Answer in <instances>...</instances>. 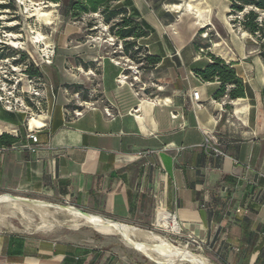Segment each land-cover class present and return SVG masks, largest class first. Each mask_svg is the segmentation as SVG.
I'll list each match as a JSON object with an SVG mask.
<instances>
[{"label": "crops", "instance_id": "crops-1", "mask_svg": "<svg viewBox=\"0 0 264 264\" xmlns=\"http://www.w3.org/2000/svg\"><path fill=\"white\" fill-rule=\"evenodd\" d=\"M174 42L148 50L158 57L152 66L124 58L133 65V86L117 83L122 69L108 56L87 53L101 66L99 95L88 91L82 101L94 107L76 119L65 113L71 96L64 88H46L44 112L28 123L0 105V134L17 139L0 146V192L47 197L141 226H152L161 207L186 235L212 243L225 263L255 264L259 257L264 264V64L258 53L235 57L222 46L216 56L232 63L245 95L215 99L219 83L194 73L210 62L207 53ZM54 71L59 84L66 82L58 66ZM28 125L37 135L35 152L24 147L33 145ZM243 219L257 233L252 248L243 241ZM1 248L0 264H84L58 244L33 255L10 239L2 255Z\"/></svg>", "mask_w": 264, "mask_h": 264}, {"label": "rangeland", "instance_id": "rangeland-1", "mask_svg": "<svg viewBox=\"0 0 264 264\" xmlns=\"http://www.w3.org/2000/svg\"><path fill=\"white\" fill-rule=\"evenodd\" d=\"M174 1L130 0V3L138 9L135 19L146 23L149 27L148 37L138 42L142 45L138 50V57L143 58L144 55H148V50H155V46L160 41L175 44V36L168 30V26L171 25L176 28L184 45L191 44L196 50L204 53L210 52L217 55V51L222 49V46L230 49L235 57L258 53L256 39L244 31L238 23L242 14L231 12L230 3L227 0H209L212 4L211 14L209 20L200 28L195 27L193 20L180 18L182 10L172 8ZM15 2L19 7L20 26L16 30L0 28V42L15 52L13 57H20L22 60L15 63V60L9 59V62L38 69L40 75L35 76L41 77L45 88H61L62 90L64 88L71 96V102L68 104L70 108L75 99L82 101L83 94H88L90 89L94 90L93 96L99 95L97 84L100 80L101 66L96 65V61H88V54L95 56L96 59L99 56H108L119 69H122L121 74L128 75L129 68L133 65L124 59L128 57L122 53V42L109 33L100 15H84L77 21L70 19L66 15L65 8L59 4L43 0H15ZM128 11L132 13L131 6H128ZM262 16L263 14L260 15ZM5 17L6 15L1 16L2 19ZM91 20L93 24L89 27L87 24ZM3 23L6 26H13L18 21ZM42 36L44 40L41 39ZM12 42L16 44L13 45ZM49 48L54 49L50 63L42 57L44 49ZM57 66L65 77H68L62 84H59L60 81L56 79L54 68ZM88 68H91L89 72ZM135 68L133 67L132 71L140 70L141 64H137ZM76 85H79L77 89H75ZM5 194L70 205L22 192H0V196ZM50 211L52 214L46 219L50 225L41 230L38 228L42 224L41 219L30 210H27V214L32 222L22 220L19 214L7 217L5 226H0L1 255L4 252L5 243L10 239L14 243L23 242L26 255L35 254L37 247H51L58 244L70 248L76 255H82L84 264H165L154 262L137 249L127 246L116 235L101 234L84 224L72 226L73 222L68 221L67 215ZM127 224L155 232L175 245H186L191 252L202 254L215 264H227L212 243L189 237L183 229L180 233H174L163 230L155 224L152 226ZM2 264L17 263L3 262Z\"/></svg>", "mask_w": 264, "mask_h": 264}, {"label": "trees", "instance_id": "trees-1", "mask_svg": "<svg viewBox=\"0 0 264 264\" xmlns=\"http://www.w3.org/2000/svg\"><path fill=\"white\" fill-rule=\"evenodd\" d=\"M62 5L65 8L66 15L72 20H81L84 15L98 14L101 21L108 27L111 35L122 42V53L135 63L147 62L150 66L158 61L154 55H144L143 58L137 56L141 44V39L148 37L149 27L146 23L138 21L135 16L138 10L130 3V0H43ZM230 3L231 12L241 13V19L238 20L241 28L256 39L258 44V56L264 64V0H227ZM128 6L132 7V13H129ZM19 7L15 0H0V28L3 30H16L20 26ZM263 14L262 17L260 15ZM6 15L5 19L1 16ZM18 21L13 26H6L3 22ZM93 20L87 26L91 27ZM251 43V41H248ZM15 54L0 42V59L11 57ZM210 62L202 69H196L195 75L202 81H217L219 87L214 93L215 99L227 96L228 99L244 97L245 84L237 76L232 63L225 62L219 56L207 53ZM22 58L15 59V63L20 62ZM144 64V63H143ZM26 71L30 75H40V71L28 67ZM79 85L75 86L77 89ZM86 98V94H83ZM227 106V105H226ZM17 139L7 133L0 134V146H10ZM243 241L253 247L256 242L257 233L250 230V222L243 219ZM259 257L255 264L259 263ZM81 264V262L79 263Z\"/></svg>", "mask_w": 264, "mask_h": 264}, {"label": "bare ground", "instance_id": "bare-ground-1", "mask_svg": "<svg viewBox=\"0 0 264 264\" xmlns=\"http://www.w3.org/2000/svg\"><path fill=\"white\" fill-rule=\"evenodd\" d=\"M171 6L178 11L182 10L180 18L193 20L195 27L199 28L209 20L212 10V4L209 0H175ZM168 30L175 36L174 39L176 41H182L174 25L168 26ZM41 39L44 40L45 38L42 36ZM12 44L15 45L16 43L12 42ZM27 210H30L41 219L42 224L38 227L40 230L41 228L49 227L50 224H48L46 219L52 214L50 211L52 210L67 215L69 217L68 221L73 222L72 226L84 224L101 234L118 236L127 246L137 249L157 263L215 264L204 255L191 252L186 245H175L155 232L95 214H89L73 205L53 204L43 200L28 199L9 194L1 195L0 226H5L7 217L15 216L16 214H19L22 220L26 219L27 222H32L27 214ZM21 218L19 219L21 220ZM157 226L163 230H169V232L177 233L178 231V224L175 220L169 214L163 213L162 210L158 212Z\"/></svg>", "mask_w": 264, "mask_h": 264}, {"label": "built area", "instance_id": "built-area-1", "mask_svg": "<svg viewBox=\"0 0 264 264\" xmlns=\"http://www.w3.org/2000/svg\"><path fill=\"white\" fill-rule=\"evenodd\" d=\"M119 46L121 45L119 44ZM44 50L42 57L45 58L46 62L50 63L54 49L49 48ZM9 59L15 60L17 58L11 56L0 59V105L8 112L23 113L28 123L29 120L37 118L44 112V104L46 101L45 84L41 82L40 76L27 73V65H14L9 62ZM134 71L136 72L137 70ZM133 79H135V77H133ZM116 81L119 84L128 83L130 86H133V83L128 81V75L126 74H119ZM191 99L193 102H199V91L193 90ZM71 105V108L65 111L70 119H76L82 115L86 108L94 107L93 102L78 101L77 99H75ZM104 110L109 116H113L107 107H105ZM26 136L32 141L33 145H25L24 147L35 152L37 135L33 129L29 128V125ZM160 210H162L163 213L169 214L171 218L175 220L178 224L177 233H180L183 226L177 221L175 215H171L161 207L156 208L154 224L156 226L158 225V212Z\"/></svg>", "mask_w": 264, "mask_h": 264}, {"label": "water", "instance_id": "water-1", "mask_svg": "<svg viewBox=\"0 0 264 264\" xmlns=\"http://www.w3.org/2000/svg\"><path fill=\"white\" fill-rule=\"evenodd\" d=\"M77 208V207H76ZM79 209V208H78ZM84 212V211H83Z\"/></svg>", "mask_w": 264, "mask_h": 264}]
</instances>
